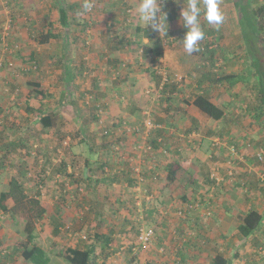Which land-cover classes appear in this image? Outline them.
I'll return each instance as SVG.
<instances>
[{
  "label": "rangeland",
  "instance_id": "rangeland-1",
  "mask_svg": "<svg viewBox=\"0 0 264 264\" xmlns=\"http://www.w3.org/2000/svg\"><path fill=\"white\" fill-rule=\"evenodd\" d=\"M73 1L79 4L83 0ZM235 1L246 0H219L224 20L218 28L208 25L201 12L205 39L200 44L205 41L211 51L202 56L193 55L189 60L190 54L183 57L181 51L186 52L181 41L186 29L179 20L183 0L167 3L172 16L168 20V34L144 28L136 16L137 0L133 6L131 0H125L124 4L119 0L113 3L94 0L91 12L83 13L80 9L72 13V20L65 27L58 24V6L72 0H0V130L12 122L15 124L11 132L7 129L0 132V188L15 176L26 193L38 196L47 208L42 218L35 221L34 241L47 251L50 264H70L63 258L65 249L84 246L86 228L94 217L87 211L89 201L86 200L96 195L101 196L102 203L111 201L103 206L109 210L106 213L120 207L119 214L111 213V220L116 222L113 224L115 243L104 250L99 248L98 264H211L215 253L224 254L233 264H264V220L245 240L238 236L236 229L239 223L236 215L246 212L251 204L264 214V144H253L264 138V106L255 85L256 77L247 83L239 81L232 87L221 84V91L205 85L221 74L253 70L251 62L255 59L264 79V28L259 36L255 35L252 45L245 43ZM250 2L255 7L264 5V0ZM126 8L134 10L136 15L127 13ZM86 19L91 25L83 29ZM140 26L141 30L135 29ZM46 30L58 35L39 44V33ZM145 31L147 37L151 38L150 32L166 44L159 49H166L169 61H156L157 55L143 52V42L154 46L150 39L143 41L141 36L146 37ZM172 54L179 55V61H173ZM33 60L36 66L24 70ZM66 69H70L71 78H66ZM161 78H182L183 81L201 78L199 88L195 82H187L185 88L190 94L186 98L192 99L201 90H211L214 100L225 103V115L220 121L211 119L184 102L186 89L169 91L166 86L160 89ZM29 80H39L50 95L39 100ZM94 103L100 110L92 107ZM41 104H44L41 111L54 112L53 126L48 129L38 119L41 112L25 110L26 105L36 108L42 107ZM117 107L121 112L113 110ZM124 109L126 117H123ZM111 111L128 127L149 120L154 126L149 139L157 137V130L164 126L175 131L174 138L178 134L183 138V148H178L184 149L185 144L186 152L181 156L170 149L171 144L165 146L160 139V147L154 152L141 153L134 147L138 137L133 132H127L122 126L117 129L107 126L110 118L114 119ZM258 111H263L259 117ZM216 124L222 130L216 135L211 130L208 132ZM191 125L196 126L195 130L189 129ZM16 126H20V131L16 132ZM20 132L30 143L26 142L27 148H11L7 162L13 164L9 166L6 155L3 159L4 150ZM127 138L132 141L130 145L126 144ZM180 140L178 137L176 142ZM109 143L117 147V153H113V148L110 158L107 156L112 149ZM218 148L221 153L214 158L212 152ZM202 153L207 154V161L202 159ZM105 158H108L106 165L115 158L118 166L124 164L128 174L134 173L138 182L131 190H138V196L124 190L118 196H105L109 182L106 174L110 168L108 165L101 171L96 167ZM251 159L260 167L253 166ZM205 162L214 165L213 169ZM61 164L65 166L60 171ZM174 165L177 178L169 183L165 170ZM247 166L261 175L258 180L245 179L242 172ZM65 171L70 178L63 175ZM199 171L207 179L200 177ZM211 171L215 172L212 178ZM87 176L98 181H91ZM232 186L237 189L233 197L227 191ZM183 194L186 200L182 199ZM67 217L70 220L64 223L62 218ZM26 219H32L27 209L14 215L0 210V260L3 250H11V258L4 260V264L26 262L20 256ZM57 222L62 227L54 233L52 228ZM119 222L125 223L122 229L116 225ZM135 228L139 229L138 234ZM148 229L152 234L142 243L139 234ZM129 247L131 251L126 253ZM190 253L197 254L192 262L188 261Z\"/></svg>",
  "mask_w": 264,
  "mask_h": 264
},
{
  "label": "trees",
  "instance_id": "trees-1",
  "mask_svg": "<svg viewBox=\"0 0 264 264\" xmlns=\"http://www.w3.org/2000/svg\"><path fill=\"white\" fill-rule=\"evenodd\" d=\"M94 4V0H92ZM77 1L69 2L68 4L62 2L63 5L60 4L58 6V24L60 27H65L68 25V22L72 20L71 14L74 12L76 13L80 9L82 10V3L81 1L79 4H75ZM234 4L238 8V23L239 27L241 28L242 32L244 31L243 37L245 38L244 42L247 44H251L253 41V38L256 36H259L262 29L264 28V5L260 4L255 6H252L250 0H246L244 3H239L238 1H235ZM129 9H125V11ZM83 12V11H82ZM84 13V12H83ZM88 21V23H86ZM86 22H83L82 28L84 29L86 26L91 25L90 21L86 19ZM51 26H54V23L52 21L48 22ZM251 33V34H250ZM58 34L52 32L51 30H46L45 32L40 31L38 36V43L44 44L49 41L50 38L56 37ZM252 45V44H251ZM143 52L145 54L149 53V48L143 46ZM205 48V50H204ZM211 50L208 48V44L204 41L203 44H200V50L198 52H194L193 54L199 53L200 56H202L205 53H209ZM158 55H161V52L158 53ZM31 66H26L24 70H30L32 66H36V63L31 61ZM251 65L253 66V70L249 71H243L241 73H225L221 74L217 78L214 79V81L219 82L221 84H225L228 87H232L235 84L239 83V81H242L244 83H247L251 77L255 76V85L257 86V90L259 93V99L261 104L264 106V79L262 78L261 74V68L259 67V63L257 62V59L253 60L251 62ZM28 70V71H29ZM66 78H71L70 69L66 73ZM28 83H30L33 87V91L36 95V97L39 98V100H43V98H46L49 96V91H45L42 87V84L39 80H29ZM82 96L83 94L79 92ZM92 98V96L90 97ZM185 103H189L196 107L199 111L210 117L211 119H214L216 121L220 120L225 115V105L224 104H216L213 102L209 96L204 94H197L195 97L191 99V101L188 102V100H184ZM42 107H31L26 105L25 110L28 112H36L40 113L38 116L39 121L41 122V125L44 129L50 128L54 121V112H47L45 113L44 110L41 111V109L44 108V104H41ZM94 109L100 110V106L97 103H94L92 106ZM263 110V108H262ZM263 111H258L256 115L259 117ZM119 123L118 126L123 125V120H115L113 123ZM12 127L15 128V124H10L8 127L2 126L1 131L4 129H7L8 131H12ZM17 131H20V126H16ZM151 136V135H150ZM149 136V137H150ZM5 139V138H4ZM14 141H11L9 143V147H7L6 151L4 150L3 159H5L6 155V163L11 166L13 164L12 162H7L9 158L7 156H11L12 150L11 148H15L16 150L18 147H24L27 148L30 142H27L25 137H23L22 132L15 134V137L13 138ZM27 142V144H26ZM147 143L151 146V151L154 152L155 149L160 147V142L157 140V138H148ZM110 150L109 154L107 156L110 158L112 150L115 146L114 143H109ZM3 152V151H2ZM28 153V150H27ZM26 153V154H27ZM127 156H123L122 158H126ZM12 158V157H11ZM120 158V160L123 162L124 159ZM11 160V159H10ZM28 159L25 157L24 161L26 165L28 164ZM110 160V159H109ZM102 164L96 163V167L104 171V167L109 165V172H107L106 178L109 180H114L115 176L117 177L121 172H118V169L121 166H118L116 163L112 168V162L109 161L108 165L106 163L108 162V158H105ZM4 163V162H3ZM64 164L60 165L59 170L61 171V167H64ZM178 166V165H177ZM27 169V166L24 168V171ZM112 169V170H111ZM167 173V178L169 183L174 182L175 180V173H176V165H174L169 171L165 170ZM118 172V174H117ZM41 173V172H40ZM39 173V174H40ZM64 174H67L66 171L63 172ZM38 174V176H39ZM127 179L130 180L131 184L137 183L138 180L136 176H134V173H131V176H129L128 172ZM37 176V177H38ZM89 176V175H88ZM87 176V177H88ZM91 178V177H88ZM105 178V180H106ZM98 181V179L91 178V181ZM111 181V182H112ZM110 182V183H111ZM109 183V182H108ZM108 186V185H107ZM181 197L183 199H186L185 194H183ZM95 198L97 199V203L93 204V200ZM100 199V200H99ZM101 196L97 197L94 196L89 201V203H86L87 211H90L93 213V222L90 226L86 228V237H85V244L83 247H67L63 253V258L66 262L70 264H98V258L100 255V252H98L100 249L110 248L111 245H114L115 239L113 237L114 235V229L113 225H109L108 217L112 218L111 213L119 214L120 207L117 209L114 207L115 210L111 211L109 214L106 213L107 209L106 207H103L106 203L101 202ZM84 205V204H83ZM25 209H27L29 212H31V218L32 219H26L23 229L25 233V242L22 244V249L20 251V256L24 261H26V264H50V257L41 247L39 244L35 243L34 239L36 238L37 234L35 232L36 229V220L42 218V216L46 213L47 208L42 205L40 202L38 196H29L26 193V190L24 186L18 181V179L15 176H12L6 184H2L0 188V210L2 212H5L10 215H14L18 212H23ZM236 218L238 219L239 223L236 227L238 236L242 238L243 240L251 237V235L254 233L256 229L260 226L261 222L264 220V216L261 212L256 210L255 208L249 207V209L244 213H239L236 215ZM63 222L70 220L69 217L62 218ZM114 220H111L112 223ZM110 222V224H111ZM120 226V229H122V225H125L124 222H119L118 224ZM62 227L61 223L57 222L54 224L52 228V232L58 233L60 228ZM136 233H139V229L135 228ZM0 241V245H1ZM10 248V247H9ZM131 248L126 251V253L130 252ZM3 254L1 255V264H4V260H7L9 258V254L11 253V250H3ZM237 256V253L234 254ZM230 259L226 258L224 254L222 253H215V255L211 258V264H230Z\"/></svg>",
  "mask_w": 264,
  "mask_h": 264
},
{
  "label": "crops",
  "instance_id": "crops-1",
  "mask_svg": "<svg viewBox=\"0 0 264 264\" xmlns=\"http://www.w3.org/2000/svg\"><path fill=\"white\" fill-rule=\"evenodd\" d=\"M120 1V3L121 4H124V3H126L125 2V0H119ZM132 2H131V5L133 6V4H135V0H131ZM138 1V0H137ZM106 2H109V3H113L114 2V0H106ZM168 2H170V0H167V2H166V4H165V6H166V10L165 9H163L166 13H167V16H168V20L169 19H172V16L170 15V7L169 6H167V3ZM186 3V2H185ZM165 6H164V8H165ZM124 8V7H123ZM123 8H122V11H123ZM134 8H135V5H134ZM133 8V9H134ZM130 9V8H129ZM130 11V13L131 14H134V15H136L135 14V12H134V10H133V12H132V10H129ZM128 11V12H129ZM169 11V12H168ZM127 12V13H128ZM137 16V18H138V15H136ZM118 17V15L116 16V19H118L117 18ZM123 19V18H122ZM135 29H138V30H141V26L140 27H136ZM140 32H142V31H140ZM144 34H145V36L146 37H144V35L143 36H141L142 37V39H143V41L145 40V41H147V40H151L152 42H153V47H150L148 44H144V42H143V46H145V47H147V48H149V53H154V55L156 56H158V58H156V61H161V60H164V61H169L170 60V57H167V54H166V49H164V50H160L159 48L160 47H163L164 45H166V44H162L161 42H159L160 40H158L157 39V35L155 36L154 34H152V33H150L149 32V35L151 36V38H149V37H147V33H146V31L144 32ZM94 36H97V34H94ZM119 40H122V42H125L124 41V38H122V37H120V39ZM139 44V43H138ZM172 46V45H171ZM210 47V46H209ZM144 49V48H143ZM168 49V48H167ZM181 50V49H180ZM183 53V57L184 56H186V53L187 52H184L183 50H181ZM159 52H161V55H158V53ZM188 54V53H187ZM198 54V53H197ZM197 54H190V56H189V60L191 59V57H193V55H197ZM173 55V54H172ZM200 55V54H199ZM125 56H126V54H125ZM123 59L125 60L126 58L125 57H123ZM137 60V59H136ZM174 60H178L179 61V55H173V61ZM157 63V62H156ZM174 64H176L175 62H174ZM112 79H114V78H112ZM207 78H205V80H206ZM215 79V78H214ZM201 80V78H185V80L183 81L182 80V78H161V81H159L160 83H161V85H160V89H164V87L166 86V88H168V90L170 91L172 88L173 89H178V90H180V91H182V90H185L186 89V92L184 93V95H183V98L185 99V100H188V102L189 101H191V99H187L186 97L190 94V92L189 91H187V88H185V85L187 84V82L189 83L190 82V84L191 83H194L195 82V87L196 88H199V87H201L200 86V84H199V81ZM120 84H122V83H120ZM176 84V85H175ZM226 84V83H225ZM128 84H126L125 85V89H127L126 88V86H127ZM163 85V86H162ZM182 85H184V88L182 87ZM205 85H211L212 87H213V89H214V91H221V89H220V86H221V83H219V82H217V84H216V82L215 81H212V82H210V81H207L206 82V84ZM128 87V86H127ZM196 90V89H195ZM195 92V91H194ZM174 93V92H173ZM199 93H201V94H204V95H207V96H209L210 97V99L213 101V102H215L216 104H225V103H221V102H219V101H217V100H214L213 99V93H211V90H201V91H198L197 93H195V94H199ZM167 94L169 95V92H167ZM113 104V103H112ZM189 105H191L190 104V102L188 103ZM122 106L125 108V109H128V107L127 106H125L124 104H122ZM196 108V107H195ZM118 110V111H120L121 112V110L119 109V107H117V108H114L113 110ZM124 109V110H125ZM197 110V109H196ZM199 111V110H198ZM108 112H110V111H108ZM126 112V110L124 111V112H122L123 114ZM200 112V111H199ZM226 112V111H225ZM114 115H112V111H111V117H113ZM123 117H126V115L124 114L123 115ZM116 118V119H115ZM118 118H119V116H117L116 117V115L114 116V119L113 118H110V121H111V123H110V125L108 124L107 126H111L112 125V128H114V129H117V127H120V126H118V124L119 123H117V122H115V123H113L115 120H118ZM218 121H220V120H218ZM125 122L123 121V124H124ZM217 126L215 127V128H210V129H208V132L211 130L212 132H216V133H213L214 135H216V134H218L219 132L218 131H221L222 130V126H220V125H218V124H216ZM106 126V129H108V127ZM133 126H135V125H133ZM159 127L161 126L162 127V125H158ZM195 128H196V126H193V125H191V126H189V129H193V130H195ZM116 132V131H115ZM191 132H194V131H192L191 130ZM157 133H158V136L157 137H154L153 136V138H157V140L158 141H161V140H164L163 142H164V145L165 146H170V144L173 146V147H171L170 146V149H172V151L173 152H175V153H177V154H180L181 156H182V154L183 153H185L186 152V149H187V146L184 144V149H182L183 148V138L180 136V134H178L177 136H176V138H174L173 136H174V134H176L175 133V131L173 132V130H167L166 128H165V126L164 127H162L160 130H157ZM126 134L128 135V133L126 132ZM209 134V133H208ZM182 135V134H181ZM213 135V136H214ZM178 137H180L181 138V140L179 141V142H176V139L178 138ZM170 138V139H169ZM161 139V140H160ZM264 138L261 140V141H256V142H253V144H255V145H260V144H264ZM132 143V141L131 140H128V138H127V141H126V144L127 145H130ZM178 147H182V148H178ZM177 148L180 150V151H178L177 150ZM189 148V147H188ZM169 149V148H168ZM158 151H160V150H158ZM213 154V156H214V158L219 154V153H221L220 152V149L218 148V149H216V150H213V152H212ZM129 154V153H128ZM127 154V155H128ZM158 155H160V153H158ZM156 156V155H155ZM114 157V156H113ZM202 159L204 160V161H207V159H208V157H207V154H205V153H202ZM231 157V156H230ZM116 159L115 158H111V162H112V164H113V166L115 165V163H116V161H115ZM255 159H251V164L253 165V166H255V167H260V166H258V163H256L255 161H254ZM159 162H161V160H159ZM124 165V164H123ZM123 165L118 169V172H121L117 177L115 176V179L112 181V180H109V183H108V186H106V188H105V191H107L108 190V193H106L105 194V196H111V194L112 195H114V196H118V195H120V194H123V190L127 193L128 191L130 192V191H133V192H131V194H133L134 193V195L135 196H138V194H140L139 192H137L135 189H132L131 190V186H134L135 185V183L134 184H131L130 183V180H128L127 179V174H126V169H125V166L123 167ZM205 165L209 168V169H213V166L214 165H212V164H210L209 162H205ZM159 167H162L161 166V164H159ZM248 168H244L243 169V176L245 177V179H247V180H254V179H256V180H258L259 179V177L261 176V175H259V173L256 171V170H252L251 168L252 167H250V166H247ZM68 170L70 171L69 173H71V170H70V167L68 166ZM248 172H250L251 173V175H250V173H247L246 171ZM178 171V170H177ZM176 171V172H177ZM117 172V173H118ZM65 177H67V178H70V176H68V175H65V174H63ZM121 175V176H120ZM76 175H74L73 177H75ZM129 176H131V174H129ZM199 176L200 177H202V178H204V177H206V179H207V175H203V173H202V171H199ZM213 176H215V172H210V174H209V177H213ZM149 178V177H148ZM177 177H176V173H175V179H176ZM217 178V177H216ZM112 181V182H111ZM175 181V180H174ZM111 182V183H110ZM168 182V181H167ZM114 183H117V184H115L114 185ZM129 183H130V185H129ZM123 184H124V187H123ZM120 186V190L119 189H117V188H115L116 186ZM167 185H168V183H167ZM169 186V185H168ZM234 189L235 190H237L236 188H233V186L229 189V190H227L229 193H230V195H231V197H233V195H234ZM160 192V191H159ZM91 198H92V196H91ZM181 198V197H180ZM130 199H132V197L131 198H129V201H130ZM182 199H183V197H182ZM183 200H186V199H183ZM210 201V200H209ZM123 201H121V203H122ZM131 202V201H130ZM128 203V202H127ZM106 204H111V201H108V200H106ZM60 206H62V205H60ZM250 207V206H249ZM251 207L252 208H254V206L251 204ZM124 208V207H123ZM122 208V209H123ZM117 209V208H116ZM113 210H115L114 208H112L111 209V211H113ZM256 210H258V209H256ZM107 211H109L108 209H107ZM259 211V210H258ZM260 212V211H259ZM264 215V214H263ZM111 217H108V224L109 225H113V224H115L116 222H114V223H112L111 222ZM120 220V219H119ZM121 221V220H120ZM110 222H111V224H110ZM191 243H193V241H191ZM44 249V248H43ZM45 250V249H44ZM46 251V250H45ZM252 254H254V250H253V252H252ZM196 255L197 254H195V256H194V254H192V253H190V254H188V256H189V258H188V261H191L192 262V259H195L196 258ZM11 257L9 256V258L8 259H10ZM229 259V258H228ZM231 261V260H230ZM27 262H25V264H26ZM206 264H210V263H206ZM231 264H233V262H231Z\"/></svg>",
  "mask_w": 264,
  "mask_h": 264
},
{
  "label": "clouds",
  "instance_id": "clouds-1",
  "mask_svg": "<svg viewBox=\"0 0 264 264\" xmlns=\"http://www.w3.org/2000/svg\"><path fill=\"white\" fill-rule=\"evenodd\" d=\"M166 2L167 0H138L136 11L144 28L150 27L159 34L165 32L168 34V16L163 10ZM93 7L92 0H83L82 10L84 13L91 12ZM201 12H203L204 20L210 26L218 28L224 20L219 0H186V3L183 0L179 20L186 29L181 41L188 54L198 52L200 42L205 39V32L200 24Z\"/></svg>",
  "mask_w": 264,
  "mask_h": 264
},
{
  "label": "built area",
  "instance_id": "built-area-1",
  "mask_svg": "<svg viewBox=\"0 0 264 264\" xmlns=\"http://www.w3.org/2000/svg\"><path fill=\"white\" fill-rule=\"evenodd\" d=\"M122 127L125 128L127 132L129 131L133 132L138 137V140H137L138 143L134 145V147L137 150H140L141 153L143 154L148 153L151 150V146L147 143V139L149 137L148 135L150 134L151 129L154 126L151 124L149 120L145 119L144 121H142L140 125H135V126H130V127L126 126V124L124 123ZM116 149L117 147L115 145L114 151H113L114 154L117 153ZM258 155L260 156V153ZM151 234H152V231L150 229L142 230L139 234V240L142 243H145V241H148Z\"/></svg>",
  "mask_w": 264,
  "mask_h": 264
}]
</instances>
